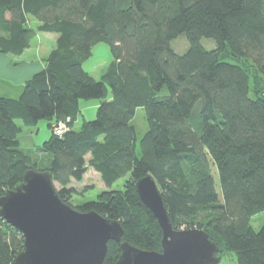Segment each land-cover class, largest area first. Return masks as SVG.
<instances>
[{"label":"trees","instance_id":"obj_1","mask_svg":"<svg viewBox=\"0 0 264 264\" xmlns=\"http://www.w3.org/2000/svg\"><path fill=\"white\" fill-rule=\"evenodd\" d=\"M36 33L56 36L43 69L17 99L0 97V198L27 171L47 172L64 204L118 222L121 242L161 252L134 187L149 175L174 230L204 231L219 258L264 264V220L251 225L264 213V0H0V56H21ZM97 44L112 60L94 79L83 64ZM90 100L99 106L85 121L79 104ZM138 109L147 124L139 147ZM40 121L68 128L24 148L23 128ZM87 169L107 189L126 178L124 188L73 206L72 182ZM23 242L0 217V264H13ZM119 255L109 241L102 264Z\"/></svg>","mask_w":264,"mask_h":264},{"label":"water","instance_id":"obj_2","mask_svg":"<svg viewBox=\"0 0 264 264\" xmlns=\"http://www.w3.org/2000/svg\"><path fill=\"white\" fill-rule=\"evenodd\" d=\"M134 187L160 228L161 252L121 242L118 222L76 211L60 201L49 173L27 171L24 182L0 198V217L24 241L13 264H102L109 241L120 244L115 264H218V248L204 231L173 229L151 176Z\"/></svg>","mask_w":264,"mask_h":264},{"label":"crops","instance_id":"obj_3","mask_svg":"<svg viewBox=\"0 0 264 264\" xmlns=\"http://www.w3.org/2000/svg\"><path fill=\"white\" fill-rule=\"evenodd\" d=\"M37 35L40 40L39 44H31L30 42L29 48L21 56H0V97L17 99L23 90L24 83L43 69L45 59L54 48L56 36L44 33H37ZM48 36H52V43L44 46L43 38H48ZM30 52H32L31 57L29 56ZM99 53L105 55L102 60H99ZM107 60L108 64L112 60L109 49L103 44H97L92 49L89 59L83 64V69L91 75L92 69L105 66ZM98 106L99 103L96 100L81 102L79 104L81 116L89 120L95 118ZM50 135L48 122L41 123L40 121L35 127L22 130L20 142L24 148L35 150L48 140Z\"/></svg>","mask_w":264,"mask_h":264},{"label":"rangeland","instance_id":"obj_4","mask_svg":"<svg viewBox=\"0 0 264 264\" xmlns=\"http://www.w3.org/2000/svg\"><path fill=\"white\" fill-rule=\"evenodd\" d=\"M37 25L36 21L31 19V27L35 28ZM37 33L33 34L32 40H31V44H39L40 40L39 38H37ZM53 36V34H52ZM52 36H48V38H43V44L44 46H47L48 43H52ZM183 39L177 40L173 42V47L175 49L176 46V52L181 53L180 51L184 50L185 47L187 46L186 43V39L185 37H182ZM176 42V43H175ZM204 43L207 47H212V43L211 42H207ZM36 44V45H37ZM104 46H106L105 44H103ZM204 45V46H205ZM107 49L108 46H106ZM38 49V48H37ZM34 52V51H33ZM32 52H30L29 56L31 57ZM99 60H102V57L104 58V54L103 53H99ZM106 58V57H105ZM105 66L98 68H95L94 70H91V76L94 79H99L100 75L103 73L104 69L106 68L107 64H108V60L105 61ZM94 118L92 119H88L85 118V121H92ZM41 123H44V121H41ZM64 124V125H63ZM60 124L62 127H64L65 129L68 128V124L67 123H63ZM59 123H53V124H48V127L50 129V134H54V130L53 128H56V126H58ZM81 125V118L78 119V122L76 124L73 125L74 129H78ZM132 125L136 128L137 131V147H139V141L142 138V136L144 135V133L147 130V124L144 118V111L142 109H138L136 110L135 116L132 119ZM24 130L26 128H23ZM40 147V146H39ZM211 171L213 172V176H214V181L216 184V190L218 192V194L220 195V189H219V184H218V176L215 173V168L213 166H211ZM126 182V178H122L119 179L118 181H116L112 187L110 189H107L102 182L100 181L99 176L91 169H87L85 175L83 176V179L81 182L79 183H75L72 182L73 188L75 189V194L73 195L72 199H71V203L73 204V206H77L79 204H82L84 202H88V201H95L97 200V198L99 197L100 194L106 192V191H119L122 190L124 188ZM55 187V186H54ZM264 220V213H259L256 216L252 217L251 219V225L252 227L257 231L259 230V228L261 227L262 223ZM181 231H183L184 229H180ZM218 254V252H217ZM218 256V255H217ZM218 264H236V260H235V255L233 253L230 254H222Z\"/></svg>","mask_w":264,"mask_h":264},{"label":"built area","instance_id":"obj_5","mask_svg":"<svg viewBox=\"0 0 264 264\" xmlns=\"http://www.w3.org/2000/svg\"><path fill=\"white\" fill-rule=\"evenodd\" d=\"M60 124H63V123H59L58 126H56V128H53V132H54V135L56 136H60L63 134V132L66 130L64 127H62ZM64 125V124H63Z\"/></svg>","mask_w":264,"mask_h":264}]
</instances>
